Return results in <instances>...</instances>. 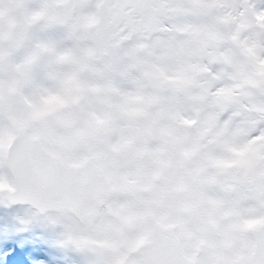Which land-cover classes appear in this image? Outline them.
Wrapping results in <instances>:
<instances>
[{"label": "flooded vegetation", "instance_id": "flooded-vegetation-1", "mask_svg": "<svg viewBox=\"0 0 264 264\" xmlns=\"http://www.w3.org/2000/svg\"><path fill=\"white\" fill-rule=\"evenodd\" d=\"M52 1L34 0L31 6L30 3L25 6V11L29 14L27 7L30 12L35 7L44 18L50 12ZM73 2L74 16L79 24L93 20L84 10L85 0ZM6 6L7 9L0 7L5 12L0 19V113L8 118L12 131L1 144H6L20 131V137L53 144L56 138L49 130L57 132L63 129L64 124L59 118H54L49 109L33 114L35 105L28 95L29 89L35 88L41 71L49 76L51 57L57 55L63 61L62 66L59 59L53 62L55 67H60L56 70L77 75L75 68L78 67L83 78H92L94 87L87 89L88 95L81 92L80 87L75 88L81 94L79 102L90 101L92 97L99 116L100 110L106 109L109 124L120 119L119 123L129 137L131 144L120 146L114 153L115 164L132 174L133 190L128 198L139 216L130 221L122 209L116 207L114 213L119 237L126 238L128 234L142 230L144 235L135 241L137 243L147 238L152 224H159L179 243L183 254L197 264H222L228 255L237 254L240 248L247 250L251 231L264 223V185L248 194L232 189L231 195L222 196L218 191L216 174L211 169L245 168L254 172L255 162H250L251 150L248 148L252 144L241 147L225 144L220 146L223 155H208L209 142L201 141L202 144L197 140L199 136L191 133L195 122L178 123L175 120L162 97L150 90L151 77L139 73L142 75L140 78L129 67L109 57L106 51L102 55H91L90 43L81 28L53 26L47 21L38 25L28 18V37L18 50L11 53V49L3 44L10 11L9 5ZM50 81L55 84V76ZM70 81L71 77L68 84ZM66 106L75 112V99ZM66 106L59 117L65 115ZM72 134L66 141V151H57L49 145L45 147L61 158L66 156L70 162H75ZM66 139V134L61 133L59 141ZM114 188L115 196H118L119 190ZM243 215L253 220L237 228H228L223 235V226ZM238 234L242 238L235 242ZM222 236L232 241L227 247L220 246ZM122 245L131 247L126 240ZM131 258L136 262V257Z\"/></svg>", "mask_w": 264, "mask_h": 264}, {"label": "snow or ice", "instance_id": "snow-or-ice-1", "mask_svg": "<svg viewBox=\"0 0 264 264\" xmlns=\"http://www.w3.org/2000/svg\"><path fill=\"white\" fill-rule=\"evenodd\" d=\"M85 4V12L97 21L94 38L106 41L107 55L134 73L149 75L150 90L162 97L175 120L194 121L193 131L206 133L208 155H223L221 145L254 142L261 157L254 172L211 169L219 193L228 196L239 189L248 194L264 185V0ZM0 194L32 202L21 187ZM147 264L178 262L162 246L161 254ZM235 264H264V231L252 238Z\"/></svg>", "mask_w": 264, "mask_h": 264}, {"label": "rangeland", "instance_id": "rangeland-1", "mask_svg": "<svg viewBox=\"0 0 264 264\" xmlns=\"http://www.w3.org/2000/svg\"><path fill=\"white\" fill-rule=\"evenodd\" d=\"M1 7V6H0ZM37 10L32 12V18H35ZM4 9L0 10V15H4ZM44 19L38 23L41 25ZM37 24V22H35ZM49 55V53H47ZM59 55V54H58ZM59 59L62 66V58L57 55L51 57V67L49 76L41 71L38 75V80L34 86H38L37 89L30 88L28 95L33 98L34 95L39 98L37 104V111L49 109L52 116L59 118L60 122L64 124L63 129L57 132H49L56 138L53 144L49 145L51 148L57 151H66V141L69 140L70 134L73 131L81 129L83 127L94 132L100 145L102 142L108 144V150L102 149L100 152L103 154V163L112 180L119 190L117 197H125V195L131 197V191L133 190L132 182L130 178L132 174H128L126 170L120 168L115 164L114 153L118 151L120 146L131 144L128 141V136L120 125V119H114L110 124L107 118V110H100V116L96 115V107L92 97L90 101L85 100L82 104L80 101L79 115L69 109L70 101L73 102L76 98V87H80L81 92L86 95L89 94L87 89L94 87L91 83L92 78H83L79 74L78 67L76 69L77 75L63 72L62 70H56L60 67H55L53 62ZM2 63H0V66ZM86 72L84 73V75ZM125 74V73H124ZM56 82L53 87L49 89H43V85L48 78L54 77ZM71 81L68 84V81ZM124 80L125 76L123 77ZM118 80L115 81V83ZM118 85V84H115ZM121 84L120 87H123ZM70 87V91H69ZM89 98V97H88ZM67 102V103H66ZM66 106V112L63 118L59 117ZM100 106V105H99ZM112 117V115H110ZM85 120V121H84ZM84 121V122H83ZM96 123L98 124L96 126ZM2 123L0 121V127ZM3 130H0V183H6L7 173L3 167L1 160V152L3 144L1 142L11 133L9 126H5ZM61 133L66 134L67 139L63 142L59 141ZM199 136L198 141L205 142L204 132L193 131ZM51 137V143H52ZM194 141V140H193ZM201 142V143H202ZM202 143V144H203ZM254 142H250L252 144ZM117 148V149H116ZM251 150L250 162H256L261 157L259 153L252 146L248 147ZM115 150V152H114ZM77 153L74 152V158L77 157ZM110 155V157H109ZM122 160H119L121 163ZM128 205L124 212L125 216L132 217L136 220L139 213L135 211L130 205V200L127 199ZM220 214L222 212H219ZM243 215L234 221L229 222L223 226V235L228 228L240 227L244 223L252 221L250 217ZM144 234L142 231L137 230L131 234H128L125 238L128 245H132L136 240L140 239ZM242 238L240 234L237 235V239ZM231 239L227 236H222L220 241L221 247H227ZM121 255V249L119 247V238L114 222L105 221L100 219L97 222L94 232L91 234L85 229L80 228L75 219L71 215L58 216L54 213H47L43 216L36 214L32 208L27 205H8L3 199L0 198V264H114ZM11 258V259H10ZM22 258V260H21Z\"/></svg>", "mask_w": 264, "mask_h": 264}, {"label": "water", "instance_id": "water-1", "mask_svg": "<svg viewBox=\"0 0 264 264\" xmlns=\"http://www.w3.org/2000/svg\"><path fill=\"white\" fill-rule=\"evenodd\" d=\"M60 4H67V1L56 3L54 13ZM15 21L11 23L9 29H18L24 22V16L14 9ZM51 21L58 23H69L74 21L72 11L69 17L62 15H52ZM26 28L23 25V37ZM86 37L89 39L93 52L100 51L106 47V41L102 38H94L97 31V21L94 20L82 26ZM105 50V49H104ZM84 136L83 134H80ZM25 136L13 138L6 147L5 165L12 179V188L0 186V191L14 192L17 187H21L31 198V203L12 201L2 195L10 204H28L39 214L52 211L63 215L71 214L80 226L85 227L89 232H93L94 223L100 214L105 200L112 195V187L109 179L104 175L99 165L96 155L85 141L77 138V147L82 149L85 155L81 161L74 165H66L47 152L41 144H27ZM66 169V170H64ZM162 228L152 231L150 240L139 243L131 251H125L122 258L115 264H133L130 255L138 256L140 264H147L150 258L161 254L162 246H167L169 254L178 262L184 264L186 261L179 255L176 245H169L165 239ZM256 235L264 231V224L259 226ZM160 232V233H157ZM245 254V253H244ZM242 252L237 258L230 262L235 264L243 255ZM175 256V257H174Z\"/></svg>", "mask_w": 264, "mask_h": 264}]
</instances>
